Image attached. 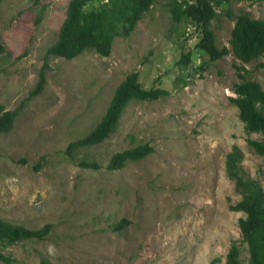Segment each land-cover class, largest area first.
Returning a JSON list of instances; mask_svg holds the SVG:
<instances>
[{
    "label": "rangeland",
    "instance_id": "rangeland-1",
    "mask_svg": "<svg viewBox=\"0 0 264 264\" xmlns=\"http://www.w3.org/2000/svg\"><path fill=\"white\" fill-rule=\"evenodd\" d=\"M70 1L3 0L0 8V104L20 109L13 131L0 135V218L32 230L52 226L45 240L0 254L13 264H227L237 241L249 264L239 228L245 214L230 210L242 197L226 160L238 146L247 177L264 187V157L247 142L263 137L246 132L230 98L241 81L236 66L264 87V69L257 68L264 56L246 64L231 52L211 62L195 50L196 27L174 21L170 0H155L134 33L114 41L110 57L93 51L71 61L51 57L44 93L25 102ZM241 12L264 21V0L225 1L211 27L219 48L231 50L229 14ZM189 51L193 61L183 73L176 63ZM132 72L169 96L132 102L110 139L68 157L69 143L94 129ZM143 144L154 148L146 159L107 169L114 154ZM83 160L102 168H83ZM123 220L125 229L114 231Z\"/></svg>",
    "mask_w": 264,
    "mask_h": 264
},
{
    "label": "trees",
    "instance_id": "trees-1",
    "mask_svg": "<svg viewBox=\"0 0 264 264\" xmlns=\"http://www.w3.org/2000/svg\"><path fill=\"white\" fill-rule=\"evenodd\" d=\"M39 4L43 0H31ZM226 0H170V12L174 21L193 24L200 32L195 50L202 56H208L216 62L230 55L243 63L258 61L264 56V21L253 19L249 14H229L235 21L230 40L231 50L226 46L219 48L216 35L211 29L212 22L219 16L218 10ZM261 2L263 0H248ZM155 0H71L66 18L61 25L59 36L54 45L46 52L44 64L40 70L38 82L30 91L25 102L44 93L47 86V75L51 70L49 59L61 58L74 60L88 51L108 58L113 51L117 38H129L148 13ZM3 0H0V8ZM194 53L183 54L176 63L182 72L188 71ZM206 64L200 66L204 70ZM258 69H264V62L258 63ZM237 75L241 80L233 86L235 97L230 101L238 108L239 118L245 124L248 134H259L262 140L249 139L247 142L253 151L264 157V87L257 81L249 80L251 74L243 66H236ZM179 78H177L178 81ZM159 84V83H158ZM169 96V91L160 86L146 88L140 81L138 72L130 73L116 88L113 97L100 122L85 137L69 143L65 154L73 158L81 149L92 148L103 144L117 131L121 119L134 102H156ZM20 109L6 110L0 104V135L9 134L15 127ZM154 152L150 144L139 145L123 150L112 156L107 165L109 171H120L128 163L146 159ZM45 158L36 165V171L43 167ZM244 155L238 146H234L227 155L226 171L228 178L235 183L241 201L230 207L233 212L245 214L239 221L242 242L247 245L249 264H264V187L254 179L247 177L242 166ZM83 168L100 170L98 163L83 160ZM128 225L126 220L113 226L114 231L121 232ZM52 229L46 225L41 229L32 230L23 225L13 224L0 218V250L24 241H43ZM0 261L13 264L14 260L0 254ZM214 260L212 264H215ZM40 264H49L42 261ZM227 264H245L241 259V250L237 241H233L227 254Z\"/></svg>",
    "mask_w": 264,
    "mask_h": 264
}]
</instances>
